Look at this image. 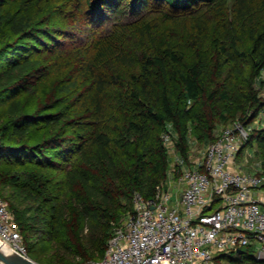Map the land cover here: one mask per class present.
Segmentation results:
<instances>
[{"label":"trees","instance_id":"trees-1","mask_svg":"<svg viewBox=\"0 0 264 264\" xmlns=\"http://www.w3.org/2000/svg\"><path fill=\"white\" fill-rule=\"evenodd\" d=\"M57 1L0 0V197L14 214L28 253L41 264H64L54 255L35 253L39 245L43 249L48 243H54L56 253L75 254L82 261L104 256L114 235L112 222L117 223L120 213L131 206L134 210L135 192L147 199L157 195L169 169L167 145L160 135L167 131V123L177 133L175 146L186 158L190 136L204 145L214 142L216 125L226 121L241 102L245 108L239 124L248 137L240 153L253 146L264 149V126L254 125L264 111V97L253 86L264 70V0H258L262 16L249 31L250 4L255 0H71L74 4L66 5H72L71 9L62 7L70 20L56 25L49 11ZM48 3L46 13L43 5ZM201 8L225 10L219 13L225 24L219 25L214 37L215 59L197 50L194 60L184 61L173 42L146 48L138 61L139 79L134 76L135 86L128 85L131 102L123 97L112 105L129 113L115 136L104 126L92 128L87 118H73L72 106H64L81 87L77 80L58 89L60 95L68 96L64 100L52 101L45 110L42 105L35 113L27 110L25 96L39 89L43 76L49 74L43 48L47 56L67 49L91 50L86 68L96 79L92 104L94 115H100L105 111L104 89L121 82L116 76L106 78L103 68L111 62L137 64L138 58L125 50L131 33L151 35L149 16L157 10L174 17V13L195 14ZM85 29L93 33L89 40L77 36ZM240 32H248L249 46H241ZM60 36L64 40H57ZM245 59L252 67L247 90L236 92L219 83L227 65ZM121 145L138 146L140 151L130 171L118 160ZM217 204L218 199L206 211ZM243 250L216 259L229 255L230 264H264L254 247Z\"/></svg>","mask_w":264,"mask_h":264},{"label":"built area","instance_id":"built-area-1","mask_svg":"<svg viewBox=\"0 0 264 264\" xmlns=\"http://www.w3.org/2000/svg\"><path fill=\"white\" fill-rule=\"evenodd\" d=\"M248 132L226 128L204 152L198 167L183 172L176 206L158 189L154 198L133 196L134 211L109 240L99 261L80 264H218L217 256L254 247L264 260V200L255 192L264 175L236 169ZM218 204L215 209L206 211ZM0 241L28 259L23 235L0 197Z\"/></svg>","mask_w":264,"mask_h":264},{"label":"rangeland","instance_id":"rangeland-1","mask_svg":"<svg viewBox=\"0 0 264 264\" xmlns=\"http://www.w3.org/2000/svg\"><path fill=\"white\" fill-rule=\"evenodd\" d=\"M255 1L256 2L250 4V6L253 8V21H248V31L251 29L255 21H258L262 16V13L258 12L257 10L258 0ZM68 4H74V2L71 0H66L65 2L62 1V3L59 4L57 1L55 2L54 6H50V11L48 9L49 3L43 5V7L46 6V13L49 11V16L54 20L56 18L55 24L58 25L61 24L63 20L65 21L66 18L68 19L66 15V9H71L72 6L69 5L66 7ZM62 7H66V9H63ZM218 10L219 9L209 10L207 8H201L198 13L195 14L174 13V17L164 16L159 10L151 14L149 16V21L153 25L151 35H142L140 32H132L125 46L127 53H130L138 58L137 64L134 66H128L122 65L118 62H111L108 64L107 69L103 68L106 71V78L112 80L111 76H116L121 79V82L116 83L117 85L107 86L104 89L101 98L105 111H102L100 115H94V113H96V107L94 104H92L93 96L97 92V84L94 83L96 79H94L92 74L88 72L86 68L92 55L91 50L74 49V51L69 52L67 49L65 50L67 51L66 53H58V55L47 56L49 53L43 48L42 56L46 58L44 65L50 68L49 74L43 76V85H41L39 89H37L32 94L25 96L27 110L29 112L35 113L36 110H41L40 107L42 105L43 110H45L52 101L56 99L64 100L62 98H67L68 96L60 95L58 89L73 82L74 80H77L79 82V87L80 84L81 87L78 89V91L69 95H72V97L69 102L64 101L66 102L64 106H72V110L75 113L73 118H79V116L82 118H87L92 122V128H95L98 125L104 126L106 127V130L110 131V133L115 136L119 132L118 127L120 128V126L123 125L124 117H126L128 111L123 109L122 106H117V109H113L112 105L118 98L123 97L125 98L123 100L127 103L131 102V99L129 98L130 92H128V85L135 86L136 79L134 76H137L139 79L140 65L138 61L139 57L146 50V48H160L169 42H173L178 56L184 61L194 60L197 50L206 53V57L208 55L209 59L213 60L212 58L216 54V33L219 34V25L225 24V20L223 21L220 18L221 14L223 15L225 10L222 12V9H220L219 13L221 14L218 13ZM80 22L81 20L78 19V23ZM92 34V31L90 32V30L85 29L82 31L81 35L77 36L82 40H89ZM240 35L243 40L241 46H249L251 42L248 38V32H240ZM46 40L54 43V41L51 39ZM57 40H64V37H57ZM249 61V59H245L235 63L232 62L227 65L226 73L224 74L223 78L219 79V83L227 84L228 87L234 88L236 92H239L240 90H247L248 80L251 78L250 76L252 73V67ZM103 69H100V71H104ZM253 86L259 92L260 96L264 97V70L261 76L254 81ZM217 104L223 106V103L220 101H218ZM244 108L245 106H242L241 102L236 103L232 109V112L228 114V119L224 122L220 121L216 125L214 136L218 137L220 133L226 128H234L236 125H238L239 118L242 115ZM103 114H105V116H103ZM96 116L102 117L104 119ZM254 125L259 127L264 126V111L259 116V119L255 121ZM167 128V131L161 132L160 135L167 145L166 147L168 151L169 169L166 172V176L162 180L159 189L164 192H170V205L176 206L184 187L181 182L183 172L187 169L198 167V162L201 160L204 152L211 142H208L204 145L191 135L190 146H187L188 155L185 158L180 154L177 147L175 146L178 135L174 132L172 124L167 123ZM89 129L91 130V127H89ZM44 132L45 130H43V135ZM35 141L37 140L35 139L34 142ZM117 150L119 153L118 160L120 164L123 165L124 170H132V165L134 164L133 159L140 152L138 150V146L121 145V147ZM263 161L264 149H261L257 146L245 148L237 157V163L241 162L242 171L253 174H261L264 172ZM150 162L153 161L150 160ZM261 192L264 194V186L261 188ZM1 198L3 199L2 196ZM125 203L126 202L124 201L123 204ZM130 209L129 211H122L120 213V219L117 223L112 222L114 234L128 218V216L133 213L134 210H132V206ZM53 244L54 243H48V245L43 249H41V245H39V247H37L39 249L35 253L39 254L43 251L44 255L48 258H51L54 255L56 258H58V260H60V262L64 264H80L89 261H99L104 257L103 256L101 259H89L82 261L81 257L76 256L75 254L67 255L62 254L61 252L56 253ZM3 247L11 250L9 246H5L0 241V249L2 250ZM28 257V259L36 261L35 256H33L31 253H28ZM229 260L230 256L227 255V257L222 258L221 261H217V263L230 264Z\"/></svg>","mask_w":264,"mask_h":264},{"label":"water","instance_id":"water-1","mask_svg":"<svg viewBox=\"0 0 264 264\" xmlns=\"http://www.w3.org/2000/svg\"><path fill=\"white\" fill-rule=\"evenodd\" d=\"M244 250L243 249H238V253H242ZM21 258L15 259L14 257H11L8 254H5L1 249H0V264H41L38 263L34 260L31 259H26L22 256Z\"/></svg>","mask_w":264,"mask_h":264},{"label":"crops","instance_id":"crops-1","mask_svg":"<svg viewBox=\"0 0 264 264\" xmlns=\"http://www.w3.org/2000/svg\"><path fill=\"white\" fill-rule=\"evenodd\" d=\"M196 146V145H195ZM234 167L236 168V169H241L242 168V166H241V162L240 163H237V159H236V161H235V163H234ZM180 196H181V194H180ZM255 196L256 197H258V198H260V199H262V200H264V194L261 192V189H259V190H257L256 192H255ZM180 198V197H179ZM3 248H5V247H3Z\"/></svg>","mask_w":264,"mask_h":264},{"label":"bare ground","instance_id":"bare-ground-1","mask_svg":"<svg viewBox=\"0 0 264 264\" xmlns=\"http://www.w3.org/2000/svg\"><path fill=\"white\" fill-rule=\"evenodd\" d=\"M2 250H3V252H4L5 254H8V255H10L11 257H14L15 259H17V258H21L16 252H14V251H12V250H9V249H7V248H3Z\"/></svg>","mask_w":264,"mask_h":264}]
</instances>
